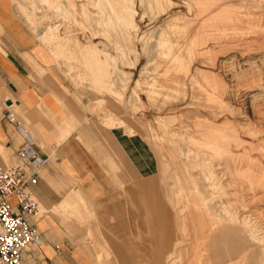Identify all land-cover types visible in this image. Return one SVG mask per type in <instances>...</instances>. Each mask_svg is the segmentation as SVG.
Returning <instances> with one entry per match:
<instances>
[{"label": "bare ground", "instance_id": "1", "mask_svg": "<svg viewBox=\"0 0 264 264\" xmlns=\"http://www.w3.org/2000/svg\"><path fill=\"white\" fill-rule=\"evenodd\" d=\"M37 3L47 22L38 34L63 62L82 55L91 83L117 74L120 88L129 82L130 99L163 125L160 135L179 156L188 191L183 212L204 263L264 264V0ZM252 6L260 12L252 15ZM69 17L82 35L77 47L67 39L68 24H56ZM199 74L213 78L197 81ZM104 102L100 109L113 117ZM188 167L194 176L185 175ZM187 261L195 264L192 253Z\"/></svg>", "mask_w": 264, "mask_h": 264}, {"label": "crops", "instance_id": "2", "mask_svg": "<svg viewBox=\"0 0 264 264\" xmlns=\"http://www.w3.org/2000/svg\"><path fill=\"white\" fill-rule=\"evenodd\" d=\"M6 111L49 158L31 188L39 205L28 221L39 243L26 247L22 264H167L176 221L157 179L144 183L158 166L144 138L93 116L10 0H0V167L14 164L23 144V130ZM9 202L18 210L14 197ZM136 219L139 245L131 239ZM95 232L94 252L88 235Z\"/></svg>", "mask_w": 264, "mask_h": 264}, {"label": "rangeland", "instance_id": "3", "mask_svg": "<svg viewBox=\"0 0 264 264\" xmlns=\"http://www.w3.org/2000/svg\"><path fill=\"white\" fill-rule=\"evenodd\" d=\"M10 2L13 6L14 13L16 14V16L21 21H23V23L26 25L28 30L32 32L35 40L39 42L47 50L49 57H50V62L55 66L58 73L65 80L70 82L76 89H78L82 97H85L87 99L89 112L93 116L97 117V119L102 121L106 126L122 125L118 122H121V121L125 122V125L123 126H125L127 130L129 129L128 130L129 133L135 132V133L140 134L144 138L146 144L148 145L152 153L154 154L155 160L157 161V164H158L157 169H156V176L153 179L145 180L144 183H147L148 181H154L157 179V183L159 185L160 192H161V197L164 200L167 207H169V209L173 213L175 221L178 224L177 241H176L177 243L174 246V249L172 251L174 253L173 258H172L173 260H171V262L167 261V264H173V262L174 263L178 262V264H184L185 262V264H189L187 261V256L190 255V253H192L193 255L195 264H205L204 263V260L206 259L205 249L202 248L201 246H193L192 244L191 238L195 235V232L190 224L188 217L185 216V213L183 212L184 208L182 206L186 202L185 198H186V193L188 192L184 184L186 180L180 179L181 176H180L178 164L176 163L179 156H176V158L175 157L173 158V156L178 155L177 151L168 147L165 144L166 137L160 135L161 131L164 128L163 125L157 126V124L155 123V120H153V115H151V113L146 108L144 109L142 108L140 110L137 102L135 100L134 102L130 99L127 93L128 88H129V82H128V86H124V88L123 87L120 88L122 81L120 80V77L117 74H112L110 76L112 80L111 78L108 77L105 81L98 80L97 82L91 83V81L88 80V78H92L90 75L91 71H90V68L88 69L86 68V66H83L85 65L84 64L85 60L83 59L84 57L82 55H78V54L71 55L72 58L71 57L68 58L67 60L68 62H63L59 58V53H56L58 51H55V49L52 48V46L47 44L46 39H44L43 36L38 34L39 28L40 27L44 28L47 24L43 16V12H42L43 9H41L43 7L41 3H37L38 0H35V1L33 0V2L31 0H10ZM30 9L33 10V13H32V10ZM257 12H260V11L252 6V15L258 14ZM63 20H61L63 21V24L61 21H56V24L59 23L60 24L59 26H61V29L64 28V25L68 24V27H69L68 37L69 38L67 39L71 40L70 43L72 45H75V46L80 45L82 43V39H81L82 35H81V32H79V30L78 31L76 30L78 28L77 23H74L70 17L67 19H63ZM68 20L70 21V24ZM79 42L81 43L79 44ZM51 51L55 54V56H53L54 54L51 53ZM58 58L60 59V61H58ZM130 67L131 66H128V67L124 66L122 67L121 70L122 71L125 70L130 73L132 71ZM207 71H210V70H207ZM132 75L133 74L130 75L131 78H132ZM199 75H197L198 78L196 77L197 81H199L201 78L202 82L207 81V80L208 81L210 80L211 82V78H213L212 75L209 74L208 75L209 78L203 80L202 76L201 75L199 76ZM105 83L110 85V89L112 91H116L120 93L122 97L121 98L122 102H119L111 98L108 95L109 94L108 91H111V90L109 89V87L106 88L107 86L105 85ZM122 89L123 90L125 89V91H123ZM100 99L105 100L103 107L109 110L110 112H113L112 113L114 114L113 117H106L101 111H99L101 110L100 109L101 107ZM124 99L127 102L123 101ZM151 128H154V130ZM157 131H160V132H157ZM154 132H156L157 134L156 133L154 134ZM189 174H193V172L188 167V169L185 171V175L188 176ZM187 178H188V181H190L189 183L192 184L191 177L189 176ZM190 190L194 191L192 185H191ZM132 210L135 212V214H136V211H137V214L139 213V208L132 207ZM90 218L96 222L95 216L90 217ZM134 222L135 223L133 226L135 228H134V231H133L134 233L132 234L131 239L135 245L136 243L137 245H139L140 244L139 239H138L139 232L137 231V227L135 225L137 222V219ZM112 223H113V220L110 218V224L112 225ZM109 228H114V227L109 226ZM114 230L115 229L113 230L111 229L113 233L117 234L118 231L116 230L114 231ZM99 234H100L99 232H95V237L92 236L91 234L88 235L90 246L92 247L94 252L97 251L95 241L100 238ZM108 258L110 259V257ZM105 260H108V259H104V262H100L97 260L98 262L96 261V264H105ZM235 261L236 259H233L232 262L235 264H238Z\"/></svg>", "mask_w": 264, "mask_h": 264}, {"label": "built area", "instance_id": "4", "mask_svg": "<svg viewBox=\"0 0 264 264\" xmlns=\"http://www.w3.org/2000/svg\"><path fill=\"white\" fill-rule=\"evenodd\" d=\"M5 116L24 134L14 164L0 167V264H22L26 247L39 243L37 230L28 221L39 205L31 188L49 158L39 151L33 137L16 121L14 112L6 111ZM11 197L15 198L16 211L9 202Z\"/></svg>", "mask_w": 264, "mask_h": 264}]
</instances>
